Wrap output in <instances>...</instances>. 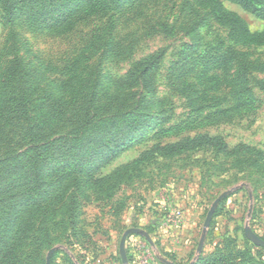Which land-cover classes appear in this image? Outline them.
Returning a JSON list of instances; mask_svg holds the SVG:
<instances>
[{
    "label": "rangeland",
    "instance_id": "1",
    "mask_svg": "<svg viewBox=\"0 0 264 264\" xmlns=\"http://www.w3.org/2000/svg\"><path fill=\"white\" fill-rule=\"evenodd\" d=\"M102 1L117 2L124 11L133 8L117 17L111 37L105 34L106 18H89L57 35L37 29L27 14L13 27L0 14V86L14 52L40 89L53 99H68V92L57 94L58 83L106 88L122 83L136 61L163 51L154 77L156 94H142L146 105L138 110L150 118L130 136V145L97 171L60 180L62 200L27 213L19 208L13 222L2 213L1 235L16 241L20 264H45L53 248L50 264H123L119 243L129 229L147 233L152 244L131 234L125 244L127 264H264V248L244 234L248 226L264 241V160L248 153L228 155L217 146L174 155L158 152L169 144L208 138L221 140L228 151L241 147L264 154V95L259 88L264 84V21L238 5L222 3L247 25L251 38L242 44L193 0ZM107 40L115 52L104 56L97 69ZM190 45L197 47L187 52L190 66L181 74L178 68L187 61L180 53ZM241 66L247 68L245 85L254 98L247 109L237 106L232 93L240 87L234 79ZM169 129L167 136H158ZM9 149L19 148L12 144ZM226 191L231 193L218 204L203 234L212 203ZM26 225L31 229L22 234Z\"/></svg>",
    "mask_w": 264,
    "mask_h": 264
},
{
    "label": "trees",
    "instance_id": "2",
    "mask_svg": "<svg viewBox=\"0 0 264 264\" xmlns=\"http://www.w3.org/2000/svg\"><path fill=\"white\" fill-rule=\"evenodd\" d=\"M193 2L206 9L215 23L242 44L251 38L247 25L222 3L238 5L264 21V0ZM132 11L131 7L124 11L117 2L105 4L102 0H0V14L6 26H15L20 17L27 14L32 19L30 23H38L37 29L57 35L72 32L76 23L89 18L99 21L106 18L105 34L111 37L117 30V17ZM168 30L166 26L165 33ZM196 47L184 46L180 53V57L184 56L182 61H187V52ZM113 50L115 46L108 40L103 43L97 69L104 56L114 54ZM164 56L161 51L136 61L122 83H110L106 88H101L99 83H82L79 89L76 83H58L57 94L64 96L68 92L69 98L53 99L40 89L33 73L27 71L17 53H13L0 86V148L4 149L0 150V215L6 213V222L16 221L18 213L42 208L48 201L62 200L57 189L60 180L88 176L130 145V136L150 118L148 113L138 110L146 105L142 94L152 97L156 94L154 77ZM188 66L187 61L178 70L184 74L183 67ZM246 70L240 67L234 79L240 87L232 92L237 106L243 109L253 106L254 100L245 85ZM180 84L187 87V83ZM259 88L264 95V84ZM170 133L171 129L161 131L158 136ZM12 144L19 149H9ZM205 146H217L228 155L254 154L264 160V154L259 151L241 147L228 151L221 140L208 138L169 144L158 152L174 155ZM0 227H3L2 222ZM30 229L31 226L26 225L22 234ZM6 239L0 233V264H20L15 254L16 241Z\"/></svg>",
    "mask_w": 264,
    "mask_h": 264
},
{
    "label": "water",
    "instance_id": "3",
    "mask_svg": "<svg viewBox=\"0 0 264 264\" xmlns=\"http://www.w3.org/2000/svg\"><path fill=\"white\" fill-rule=\"evenodd\" d=\"M231 193V191H226L224 193H222L211 205L207 215H206V219H205V222H204V225H203V234L204 232L209 228V225H210V222L213 218V215H214V212L218 206V204L227 196ZM131 234H140L142 235L146 241L149 243V244H152L151 240H150V237L147 233L145 232H142L138 229H129V230H126L122 237H121V240H120V243H119V255H120V259H121V262L123 264H127V257H126V250H125V244H126V240L127 238L131 235ZM244 234H245V237L250 241L252 242L254 245L258 246V247H261V248H264V241H262L259 237H257L252 231L251 229L246 226L244 228ZM204 235L201 237L200 239V242H199V245H198V248H197V255H199L202 251V245H203V241H204ZM56 251V248H53L51 250L48 251L47 255H46V259H45V264H50V260H51V257L53 255V253ZM162 262L164 264H170L164 260H162Z\"/></svg>",
    "mask_w": 264,
    "mask_h": 264
},
{
    "label": "built area",
    "instance_id": "4",
    "mask_svg": "<svg viewBox=\"0 0 264 264\" xmlns=\"http://www.w3.org/2000/svg\"><path fill=\"white\" fill-rule=\"evenodd\" d=\"M175 219H177V217H175ZM141 248L144 249V245L141 246ZM143 252H144V251H143ZM143 264H151V263H149L147 260H145V261L143 262Z\"/></svg>",
    "mask_w": 264,
    "mask_h": 264
}]
</instances>
